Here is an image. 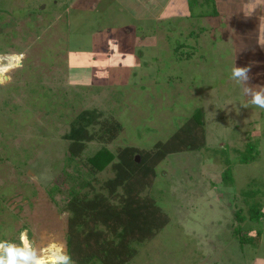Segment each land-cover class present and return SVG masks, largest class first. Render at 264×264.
<instances>
[{
  "label": "rangeland",
  "instance_id": "obj_1",
  "mask_svg": "<svg viewBox=\"0 0 264 264\" xmlns=\"http://www.w3.org/2000/svg\"><path fill=\"white\" fill-rule=\"evenodd\" d=\"M191 1L0 0V239L66 247L62 207L91 179L84 160L101 146L151 148L202 106L205 146L168 154L149 188L169 221L126 264H264V218L241 224L257 244L232 231L237 208L264 209V109L244 107L230 78L235 62L264 85V0H214L215 15L211 0ZM82 110L95 129L105 118L123 129L68 163L62 135ZM247 141L258 155L241 163ZM227 166L233 184L220 180Z\"/></svg>",
  "mask_w": 264,
  "mask_h": 264
},
{
  "label": "trees",
  "instance_id": "obj_2",
  "mask_svg": "<svg viewBox=\"0 0 264 264\" xmlns=\"http://www.w3.org/2000/svg\"><path fill=\"white\" fill-rule=\"evenodd\" d=\"M211 1L212 10L205 14L215 15L217 9L214 0ZM188 2L192 6V1ZM181 45L183 43L176 49ZM94 113V110L79 112L70 122L69 130L62 135L68 143V163L77 162L90 141L105 145L122 131V124L114 118H105L95 129L98 122ZM204 114L202 106L197 108L194 116L189 117L169 138L155 142L151 148L125 145L117 146L112 152L101 146L84 160L86 173L91 179L80 177L77 189L72 187L69 190L62 207L68 212L66 250L75 264H126L137 253V244L148 241L166 226L169 217L149 192L157 175L156 166L170 153L198 150L205 146ZM137 155L139 160L135 159ZM257 155L258 147L253 141H247L244 149L238 151V161L248 163ZM106 166L112 175L101 180L97 174ZM220 180L233 184L230 166L221 173ZM256 192L258 189L255 192L249 190L245 197L253 198ZM247 212L242 216L241 208L234 211L237 225L232 231L242 244H256L261 232L252 233L251 225L243 231L241 224L245 218L248 219L246 225L259 222L264 218V209L260 202L255 201Z\"/></svg>",
  "mask_w": 264,
  "mask_h": 264
},
{
  "label": "clouds",
  "instance_id": "obj_3",
  "mask_svg": "<svg viewBox=\"0 0 264 264\" xmlns=\"http://www.w3.org/2000/svg\"><path fill=\"white\" fill-rule=\"evenodd\" d=\"M250 67L237 66L234 62L230 78L242 87L243 94L250 97L244 107L249 105L264 109V85H249ZM0 264H75L70 253L63 245L40 251L22 232L19 242L0 239Z\"/></svg>",
  "mask_w": 264,
  "mask_h": 264
},
{
  "label": "water",
  "instance_id": "obj_4",
  "mask_svg": "<svg viewBox=\"0 0 264 264\" xmlns=\"http://www.w3.org/2000/svg\"><path fill=\"white\" fill-rule=\"evenodd\" d=\"M135 159H136V160H139V156L137 155V156L135 157Z\"/></svg>",
  "mask_w": 264,
  "mask_h": 264
},
{
  "label": "crops",
  "instance_id": "obj_5",
  "mask_svg": "<svg viewBox=\"0 0 264 264\" xmlns=\"http://www.w3.org/2000/svg\"><path fill=\"white\" fill-rule=\"evenodd\" d=\"M260 4V3H259ZM259 243V242H258ZM257 244V243H256ZM254 261V259L253 260H251V262H253Z\"/></svg>",
  "mask_w": 264,
  "mask_h": 264
},
{
  "label": "bare ground",
  "instance_id": "obj_6",
  "mask_svg": "<svg viewBox=\"0 0 264 264\" xmlns=\"http://www.w3.org/2000/svg\"><path fill=\"white\" fill-rule=\"evenodd\" d=\"M6 68H8V67H6Z\"/></svg>",
  "mask_w": 264,
  "mask_h": 264
}]
</instances>
